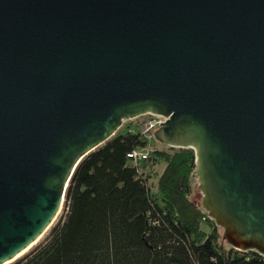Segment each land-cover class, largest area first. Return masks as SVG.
Wrapping results in <instances>:
<instances>
[{"label": "water", "instance_id": "water-1", "mask_svg": "<svg viewBox=\"0 0 264 264\" xmlns=\"http://www.w3.org/2000/svg\"><path fill=\"white\" fill-rule=\"evenodd\" d=\"M147 113L195 149L227 243L264 256V0H0V264L52 225L82 158Z\"/></svg>", "mask_w": 264, "mask_h": 264}, {"label": "trees", "instance_id": "trees-1", "mask_svg": "<svg viewBox=\"0 0 264 264\" xmlns=\"http://www.w3.org/2000/svg\"><path fill=\"white\" fill-rule=\"evenodd\" d=\"M147 145L128 128L84 156L62 217L11 264H264L255 250L225 246L220 226L192 199L195 149L156 148L149 159L165 166L153 182L149 159L137 166L128 157Z\"/></svg>", "mask_w": 264, "mask_h": 264}, {"label": "rangeland", "instance_id": "rangeland-1", "mask_svg": "<svg viewBox=\"0 0 264 264\" xmlns=\"http://www.w3.org/2000/svg\"><path fill=\"white\" fill-rule=\"evenodd\" d=\"M151 113H147V114H143V115H139L136 116V118H132V119H127L125 120V122L123 123V125L119 128V130L116 133L119 132H125V130H127L128 128H131L135 131L139 130L141 132H145L147 131V125H149V121L151 119ZM151 130L148 131L147 134H144L145 138L148 139V145H147V149L151 150L152 153L155 151L156 148H164V149H169L170 146L167 145L166 143L162 142L160 139L158 140L155 135H154V130L155 128H150ZM149 164H150V168L152 169V172L154 173V176H152V180L153 182L157 181V177L158 175L162 172L163 167L165 166V161L160 160V161H155L154 158L152 157L151 159H149ZM156 191V188H154ZM192 199L195 201H197L198 203H201V193L199 192V181L196 179V177H193V184H192ZM64 204L61 207L60 212L58 213V215L56 216V218L53 220L54 222L52 223V225L45 231V233L34 243V245H32L30 247V249H32L33 247H35L38 243H40L43 239H45L48 234L50 233L49 231L51 230L52 226L57 223L59 221V219L62 217V214L64 213ZM220 226V225H219ZM220 230H221V235L224 237L223 235V228L220 226ZM222 237V238H223ZM225 246H227L228 248H231V246L227 243V241L225 240ZM30 249H28L26 252L22 253L20 255L23 256L25 253L29 252ZM19 257V258H20ZM19 258L10 261L7 264H11L13 262H15L16 260H18Z\"/></svg>", "mask_w": 264, "mask_h": 264}, {"label": "built area", "instance_id": "built-area-1", "mask_svg": "<svg viewBox=\"0 0 264 264\" xmlns=\"http://www.w3.org/2000/svg\"><path fill=\"white\" fill-rule=\"evenodd\" d=\"M152 117L149 121V125H147V131L142 132L143 134H147L149 130H151L150 128H159L160 124L164 121L167 120V117L162 115V114H155V113H151ZM133 132H137L133 129H131ZM152 151L149 149H147V147H137L135 149H132V151H130L128 153V157L130 159L131 162H133L135 165L140 166L141 163L144 160L149 159V157L151 156Z\"/></svg>", "mask_w": 264, "mask_h": 264}, {"label": "bare ground", "instance_id": "bare-ground-1", "mask_svg": "<svg viewBox=\"0 0 264 264\" xmlns=\"http://www.w3.org/2000/svg\"><path fill=\"white\" fill-rule=\"evenodd\" d=\"M33 245H34V243H33ZM30 247H31V246H30ZM28 249H30V248H28ZM28 249H26V250H24L23 252H21L20 255H21L22 253L26 252ZM20 255H18V257H16L15 259L19 258ZM15 259H12V260H10V261H13V260H15ZM10 261H9V262H10ZM9 262H7V263H9ZM7 263H6V264H7Z\"/></svg>", "mask_w": 264, "mask_h": 264}]
</instances>
